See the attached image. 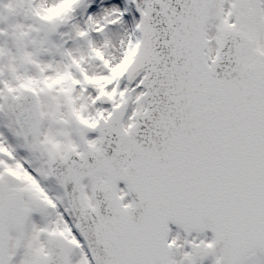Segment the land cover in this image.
I'll return each mask as SVG.
<instances>
[{"label": "snow or ice", "instance_id": "1", "mask_svg": "<svg viewBox=\"0 0 264 264\" xmlns=\"http://www.w3.org/2000/svg\"><path fill=\"white\" fill-rule=\"evenodd\" d=\"M0 264H264V0H0Z\"/></svg>", "mask_w": 264, "mask_h": 264}]
</instances>
